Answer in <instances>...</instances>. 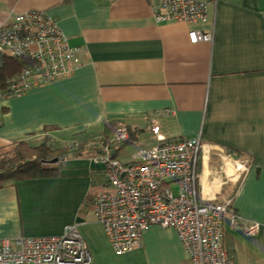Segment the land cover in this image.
<instances>
[{"label":"crops","instance_id":"crops-1","mask_svg":"<svg viewBox=\"0 0 264 264\" xmlns=\"http://www.w3.org/2000/svg\"><path fill=\"white\" fill-rule=\"evenodd\" d=\"M160 1L0 0V26L43 11L82 49L83 61L67 78L0 99V157L45 136L61 144L77 135L109 138L107 125L124 124L132 137L115 156L128 164L156 145L153 120L167 138L200 135L199 201L232 200L240 225L259 224L247 235L227 218L224 246L235 264H264V0H197L209 10L199 25L158 22L153 7ZM191 30L213 41L192 44ZM86 151L43 163L57 174L0 187V239L59 236L77 224L100 263L115 256L119 261L106 264H190L177 232L160 226L146 230L133 252L114 253L93 211L107 188L93 161L99 152ZM221 155L245 160L248 169L234 178Z\"/></svg>","mask_w":264,"mask_h":264},{"label":"built area","instance_id":"built-area-1","mask_svg":"<svg viewBox=\"0 0 264 264\" xmlns=\"http://www.w3.org/2000/svg\"><path fill=\"white\" fill-rule=\"evenodd\" d=\"M153 12L160 23L189 25L206 23L209 14L207 3L197 0H161ZM189 40L192 44L211 43L213 35L191 30ZM81 53V48L69 45L57 21L47 13L33 10L15 15L9 24L0 26V77L9 60L30 64L8 79L0 99L22 96L69 77L83 64ZM151 131L156 145L135 152L128 164L115 156L116 149L132 137L124 124L109 138L88 139L89 146L99 152L93 161L102 166L107 184L93 201L94 216L113 251L119 256L133 252L142 245L146 230L160 226L177 232L190 264H235L224 246L225 220L240 226L247 235H256L260 225H240L232 200L215 204L199 201L200 135L167 138L157 120H153ZM221 158L222 169L234 170V178L248 169L245 160ZM0 264H95V260L79 225L73 224L59 236L0 239Z\"/></svg>","mask_w":264,"mask_h":264},{"label":"trees","instance_id":"trees-1","mask_svg":"<svg viewBox=\"0 0 264 264\" xmlns=\"http://www.w3.org/2000/svg\"><path fill=\"white\" fill-rule=\"evenodd\" d=\"M28 64L30 62L19 59L9 60L0 77V90H5L8 87V79ZM117 126L114 124L107 125L104 134H113ZM62 144L47 137L36 145L21 143L11 156L0 157V187L11 181L57 174L58 168L46 169L43 168V163L51 162L62 156L69 157L72 155L80 157L83 155L84 150L90 149L91 151L94 149L89 146L88 139Z\"/></svg>","mask_w":264,"mask_h":264},{"label":"rangeland","instance_id":"rangeland-1","mask_svg":"<svg viewBox=\"0 0 264 264\" xmlns=\"http://www.w3.org/2000/svg\"><path fill=\"white\" fill-rule=\"evenodd\" d=\"M48 136H45V138H47ZM82 137V138H81ZM84 137L85 136H81V135H79V138H78V135L76 136V138L73 140V141H71V142H79L80 140H84ZM93 255H95V254H93ZM106 258H108L109 260H110V262H114L115 260H117V261H119L118 259H120V258H117V257H115V256H111L110 258L107 256ZM105 258V259H106ZM104 258H101V263L100 262H98L96 259H95V264H106V260H105ZM109 262V263H110ZM115 263V262H114Z\"/></svg>","mask_w":264,"mask_h":264},{"label":"water","instance_id":"water-1","mask_svg":"<svg viewBox=\"0 0 264 264\" xmlns=\"http://www.w3.org/2000/svg\"><path fill=\"white\" fill-rule=\"evenodd\" d=\"M57 162H58V159H55V160H53V161H51V162H45V163L54 164V163H57Z\"/></svg>","mask_w":264,"mask_h":264}]
</instances>
